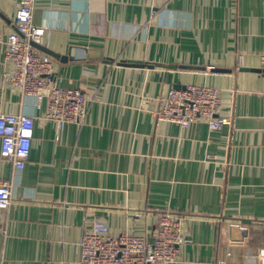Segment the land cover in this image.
Wrapping results in <instances>:
<instances>
[{
	"label": "crops",
	"instance_id": "crops-1",
	"mask_svg": "<svg viewBox=\"0 0 264 264\" xmlns=\"http://www.w3.org/2000/svg\"><path fill=\"white\" fill-rule=\"evenodd\" d=\"M18 1L0 0L4 38ZM32 19L47 29L52 79L81 89L88 111L82 124L45 119L5 80L0 42V112L34 118L24 169L0 155L12 198L0 264H78L92 219L149 239L167 210L188 238L168 264H264V72L251 70L264 0H34ZM186 85L220 90L221 128L157 120L160 99Z\"/></svg>",
	"mask_w": 264,
	"mask_h": 264
},
{
	"label": "built area",
	"instance_id": "built-area-1",
	"mask_svg": "<svg viewBox=\"0 0 264 264\" xmlns=\"http://www.w3.org/2000/svg\"><path fill=\"white\" fill-rule=\"evenodd\" d=\"M34 0H19L16 4L15 30L2 37L6 44L5 60L12 64L4 77L22 95L34 97L37 110L45 105L47 120L58 123L85 122L88 100L79 88H64L52 79L53 58L33 47L41 45L47 29L32 19ZM264 69V57H262ZM155 111L158 121L188 126L204 120L210 129L221 128L225 118L219 116L220 90L204 85L173 88L160 99ZM34 118L23 113L0 112V155L15 169H24L30 153ZM10 184L0 181V212L11 204ZM183 216L170 210L159 214L148 239L146 236L121 233L115 235L105 223L92 219L85 227L79 248L78 264H168L177 260L180 247L188 241L182 231Z\"/></svg>",
	"mask_w": 264,
	"mask_h": 264
},
{
	"label": "water",
	"instance_id": "water-1",
	"mask_svg": "<svg viewBox=\"0 0 264 264\" xmlns=\"http://www.w3.org/2000/svg\"><path fill=\"white\" fill-rule=\"evenodd\" d=\"M31 44L33 45V47H35V48H37L39 50L48 52V53L53 55V53H51L50 51L44 49L41 45H39L37 43H34V42H32ZM55 56H57V55H55ZM119 64L127 65V66H134V67H143V66L147 65L146 63H144L142 61H133V60L121 61ZM149 66H152V65H149ZM251 70L257 71V72H264V69H251Z\"/></svg>",
	"mask_w": 264,
	"mask_h": 264
}]
</instances>
